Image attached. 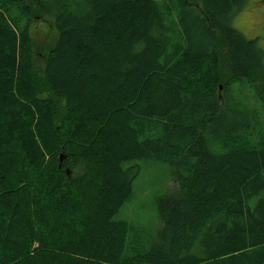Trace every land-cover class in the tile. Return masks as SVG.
<instances>
[{
  "label": "trees",
  "instance_id": "obj_1",
  "mask_svg": "<svg viewBox=\"0 0 264 264\" xmlns=\"http://www.w3.org/2000/svg\"><path fill=\"white\" fill-rule=\"evenodd\" d=\"M242 1L0 0V264H264V63L230 23ZM32 12L56 30L40 81ZM220 93L244 114L220 117ZM146 159L178 187L151 230L120 215Z\"/></svg>",
  "mask_w": 264,
  "mask_h": 264
},
{
  "label": "rangeland",
  "instance_id": "obj_2",
  "mask_svg": "<svg viewBox=\"0 0 264 264\" xmlns=\"http://www.w3.org/2000/svg\"><path fill=\"white\" fill-rule=\"evenodd\" d=\"M32 17L36 18L32 20L29 31L34 51L33 72L37 81H40L43 77L45 56L48 50L53 47L56 30L53 20L49 16L32 12ZM230 23L246 38L256 40L258 47L261 49V61L264 63V0H243L231 15ZM222 56L225 62L224 55ZM221 68L223 76L227 77L226 70L228 66L221 62ZM263 85L264 82H258V87L261 88ZM234 90L240 94L239 96H244V104L249 105L246 99L247 96L244 94L245 90L239 91L237 88H234ZM219 102L221 107L220 117L224 119L237 117L245 112L242 107L241 111L239 109H227L221 93ZM250 102L252 104L251 100ZM255 111L260 112V106L256 105ZM136 163L139 165L140 173L133 183L132 196L123 205L120 215L139 221L143 226H147L146 230H151L155 224L159 228L161 223L157 221L155 198L164 194H175L178 187L166 163L155 159L139 160Z\"/></svg>",
  "mask_w": 264,
  "mask_h": 264
}]
</instances>
